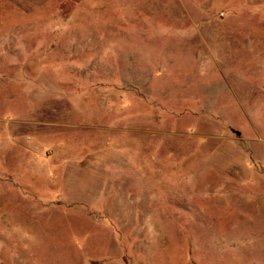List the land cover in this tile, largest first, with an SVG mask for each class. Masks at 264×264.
Instances as JSON below:
<instances>
[{
  "label": "rangeland",
  "instance_id": "1",
  "mask_svg": "<svg viewBox=\"0 0 264 264\" xmlns=\"http://www.w3.org/2000/svg\"><path fill=\"white\" fill-rule=\"evenodd\" d=\"M0 264H264V0H0Z\"/></svg>",
  "mask_w": 264,
  "mask_h": 264
}]
</instances>
